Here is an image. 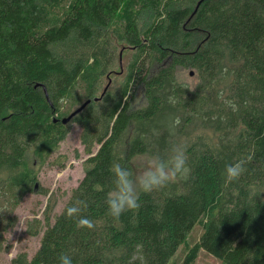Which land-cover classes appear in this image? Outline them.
<instances>
[{
	"label": "trees",
	"instance_id": "1",
	"mask_svg": "<svg viewBox=\"0 0 264 264\" xmlns=\"http://www.w3.org/2000/svg\"><path fill=\"white\" fill-rule=\"evenodd\" d=\"M72 123L84 177L51 222L49 196L30 232L39 247L10 264H195L202 251L264 264V0H0L1 209L40 191L38 165ZM178 144L187 173L110 216L112 163L135 176L138 158ZM241 159L246 171L226 183ZM77 201L94 229L67 216ZM12 223L0 213V243Z\"/></svg>",
	"mask_w": 264,
	"mask_h": 264
},
{
	"label": "rangeland",
	"instance_id": "2",
	"mask_svg": "<svg viewBox=\"0 0 264 264\" xmlns=\"http://www.w3.org/2000/svg\"><path fill=\"white\" fill-rule=\"evenodd\" d=\"M121 55V52H120ZM107 87V86H105ZM80 127L72 123L70 132L61 142L59 149L50 157H48L42 165H38V188L39 192L27 193L21 202L10 212L11 208H0V213H5L12 220V226L4 233V239L0 243V264H10L11 260L19 253L26 252L31 256L39 247L41 234L37 236L31 235L35 220L45 217L46 208L50 207V197L57 198L52 211L48 212L50 222L56 213H59L64 206L72 189L76 188L84 177L83 161L86 157L83 146L80 141ZM64 162L61 165V159ZM32 158V157H31ZM147 158L140 157L136 163V172L139 175L145 165ZM0 175V184L2 180ZM42 190L48 192L47 195ZM8 198H0V207L7 205ZM49 201V202H48ZM10 214V215H9ZM197 228V227H195ZM194 228V229H195ZM201 234L200 228L192 232L190 242H194ZM183 257L180 251L176 255L179 261ZM195 264H222L221 261L205 252H200Z\"/></svg>",
	"mask_w": 264,
	"mask_h": 264
},
{
	"label": "clouds",
	"instance_id": "3",
	"mask_svg": "<svg viewBox=\"0 0 264 264\" xmlns=\"http://www.w3.org/2000/svg\"><path fill=\"white\" fill-rule=\"evenodd\" d=\"M246 163V159H241L235 163L226 164L223 172L225 182L237 180L246 171ZM110 171L114 177V187L107 192L106 204L109 215L119 220L123 213L140 207V192L151 193L160 190L187 173L186 147L182 144L173 146L167 159L159 155L149 157L139 175L134 176L132 170L116 161L112 163ZM82 206L86 207L84 202L77 201L76 204L67 208V216L79 217L78 227L94 229L95 221L86 216H80ZM59 264H73L72 257L61 254Z\"/></svg>",
	"mask_w": 264,
	"mask_h": 264
},
{
	"label": "water",
	"instance_id": "4",
	"mask_svg": "<svg viewBox=\"0 0 264 264\" xmlns=\"http://www.w3.org/2000/svg\"><path fill=\"white\" fill-rule=\"evenodd\" d=\"M45 90V89H44ZM105 92V91H104ZM46 93V90H45ZM47 97V94H46ZM48 98V97H47ZM89 103V100H87L86 102H84L77 110H75L71 115H69L68 117H66L65 119H63V123L66 124L67 122L70 121V119L72 117H74L78 112H80L83 108H85V106Z\"/></svg>",
	"mask_w": 264,
	"mask_h": 264
}]
</instances>
